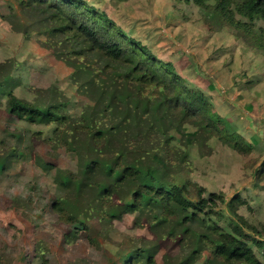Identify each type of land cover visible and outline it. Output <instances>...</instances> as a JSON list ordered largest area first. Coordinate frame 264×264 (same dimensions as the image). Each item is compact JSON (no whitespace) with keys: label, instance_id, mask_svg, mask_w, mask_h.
I'll return each instance as SVG.
<instances>
[{"label":"rangeland","instance_id":"rangeland-1","mask_svg":"<svg viewBox=\"0 0 264 264\" xmlns=\"http://www.w3.org/2000/svg\"><path fill=\"white\" fill-rule=\"evenodd\" d=\"M81 1L170 64L183 85L200 91L221 118L222 133L159 104L157 89L119 81L128 65L87 49L71 31H57L46 4L0 0V264H119L137 249L156 264H174L181 252V235L155 230L147 208L116 219L92 218L86 230L63 221L54 202L71 190L58 181L76 172L81 155L65 143L71 131L55 140L57 123L11 114L9 90L38 106L58 105L70 121L106 106L110 121L127 116L122 130L107 135L114 152L128 148L126 161L136 164L153 153L167 155L170 146L172 179L227 199L237 194L245 201L237 214L264 239V21L235 12L230 22L213 5L202 8L192 0ZM159 142L166 144L164 152ZM78 143L80 150L93 149L86 136ZM119 196L112 195L119 204L128 199ZM222 212L211 216L227 227L235 216L225 207ZM252 247L264 260L263 249ZM202 263L200 258L195 264Z\"/></svg>","mask_w":264,"mask_h":264},{"label":"trees","instance_id":"trees-1","mask_svg":"<svg viewBox=\"0 0 264 264\" xmlns=\"http://www.w3.org/2000/svg\"><path fill=\"white\" fill-rule=\"evenodd\" d=\"M35 1L46 4V8L52 11L51 18L57 31H71L87 49L127 64L128 69L119 81H131L139 90L141 86L157 89L159 104L172 112L182 113L184 118L198 119L210 133H222L217 125L221 118L211 111L203 94L183 85L170 64L157 61L145 45L127 38L129 36L117 29L105 15L99 18L91 14L81 0ZM192 2L202 8L213 5L214 11L230 22H233L235 12L249 20L264 21V0ZM116 87L117 84L113 90ZM4 88L0 83V91ZM6 98L7 110L21 119L40 124L57 123L55 140H60L62 134L68 136L65 131H71V141L65 143L70 151L80 154L81 159L76 172L70 171L67 177L58 181V185L71 191L70 195L55 201L54 207L63 221L75 225L76 231L86 230L92 218L116 219L127 211L147 208L153 210L151 225L155 230H162L168 237L181 235V252L174 264H195L200 258H203L202 264H264L252 247H260L264 252V239L254 236L253 233L260 235L257 227L237 214V207L245 203L237 194L227 199L223 192H208L201 186L194 190L188 183H177L169 172L170 146L165 150L167 155L153 153L148 160L136 164L127 163L128 148L114 152L107 135L122 130L129 122L127 116L120 121H110L109 107L106 106L70 121L60 113L58 105L38 106L20 99L10 90ZM136 108L135 103L133 111L138 114ZM63 124L65 127L61 129ZM80 136L89 139L93 146L91 151L79 149L77 139ZM160 143V150L164 152L166 144ZM114 193L121 194L118 199L124 196L128 199L119 204L112 197ZM219 207L227 208L235 216L227 227L212 219L211 215L221 217L224 214L223 208ZM195 223L198 226L192 227ZM119 262L156 264L152 255H143L139 249L122 255Z\"/></svg>","mask_w":264,"mask_h":264}]
</instances>
